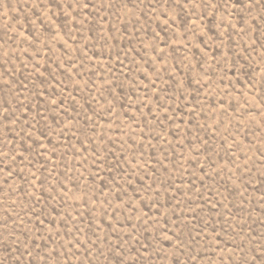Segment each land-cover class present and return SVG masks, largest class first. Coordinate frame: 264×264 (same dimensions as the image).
Wrapping results in <instances>:
<instances>
[{
    "label": "rangeland",
    "instance_id": "374dc122",
    "mask_svg": "<svg viewBox=\"0 0 264 264\" xmlns=\"http://www.w3.org/2000/svg\"><path fill=\"white\" fill-rule=\"evenodd\" d=\"M0 264H264V0H0Z\"/></svg>",
    "mask_w": 264,
    "mask_h": 264
}]
</instances>
